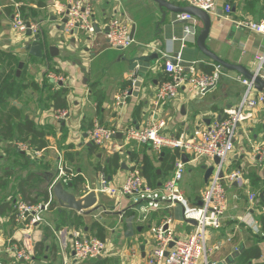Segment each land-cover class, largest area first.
Instances as JSON below:
<instances>
[{
    "label": "crops",
    "instance_id": "0c3cea01",
    "mask_svg": "<svg viewBox=\"0 0 264 264\" xmlns=\"http://www.w3.org/2000/svg\"><path fill=\"white\" fill-rule=\"evenodd\" d=\"M55 1L64 4L68 0H0V51H9L18 58L19 61L16 67L15 64H12V67H15L17 78L24 69L23 81L25 83L34 82L42 87L46 80L49 82L52 91H62L61 96L65 100V107L62 109L68 111V116L64 121L55 120L50 115L52 110L56 109L54 100L49 99L46 95V101H44L46 104L42 105L43 108H38V112L35 113L39 116L30 113L26 106L31 102L28 98V90H34L32 86L26 88L20 97L9 98L7 108L12 105L18 109L22 108L24 119H33L37 125L52 126L54 130V134L46 136V145L41 149L35 148L29 140L24 139L30 143L34 151L39 152V156H36L34 152L30 154L16 152L14 147L12 151L16 155H24L25 158L29 159L27 162L25 158L22 162L17 161L18 166L24 167L26 171L19 178L25 177L30 172L42 174L43 177L46 176V179H48L44 181L47 185L44 189L47 190L49 183L59 179L58 177L62 173H67L64 170L67 168L70 171L67 174L72 173L74 176L79 174L84 178L77 190L79 191V193L77 192L78 197H82L87 191L94 189L101 175H104L96 169V166H103L112 154L102 147L93 146L94 144L87 146L88 141L85 140V134L94 122H98L105 127L119 129L127 125H145L153 109L151 100L156 85L166 76L162 65L163 55L177 53V55H180V59L191 61L193 63L192 68L200 71H202V68L198 66L199 62L211 66L212 61L201 52L196 43L197 36L204 27V23L200 18L195 16L197 23L194 39H187L184 42L178 40L183 36V26L186 22L174 19L176 12L174 7H189L185 0H168L171 3L170 7L167 8L161 7L155 0H95L94 18L97 25L93 42L80 34L72 37L63 36L60 33L58 16L54 9L48 7ZM216 1V13L209 14L212 24L206 45L222 59L232 64H242L251 71L254 67L255 54L264 51V36L237 29L231 22L225 21L223 8L226 4H229L231 6L230 15L234 18L248 16L253 19H261L264 16V0ZM15 3L18 4L22 14L25 13V15L40 23V35L45 42L41 58L30 55L24 50V44L32 40L29 35L19 37L21 35L17 36L11 31L12 11ZM114 17L126 20L133 32L134 42L126 49L111 48L105 41L106 24ZM52 45L57 47L54 56H51L49 52ZM154 52L158 54L157 58H153L148 62L141 60V57ZM20 62H23V66L20 74L17 75ZM46 63L50 64L48 71L63 77L62 82L55 85L47 75L44 74V77H42V71L47 69ZM137 65L138 70L135 69ZM30 67H33V71L36 70V75L29 82L25 77L27 76L26 70ZM148 67L153 70H147ZM141 69H144L145 72L140 74L143 81L140 87L137 88L138 75L135 74V71ZM1 72L2 65L0 63ZM235 72L231 70L224 71L216 86L210 89L204 97L201 96L202 98L200 96L188 97L184 91H181L178 97L165 102L161 109H157V117L164 118L167 122L164 132L170 135H177L182 131L189 133L198 125H206L216 120L225 107L237 104L240 100L241 91L233 88L236 86L232 85L229 80V76L235 74ZM125 88L130 89V95L123 105L116 106L115 98ZM37 102L41 103L40 99ZM2 112L5 115L6 110H0V119L3 116ZM253 116L251 121H246L244 127L241 128L240 137L244 140H240V143L236 144L237 147L231 155V167L243 171L244 178L247 180L246 184L243 187L236 184L230 186L228 189V207L222 225L218 230L210 231V245L218 242L220 246L218 250L210 254V259L215 264H227L232 261L242 263L244 251L253 247L259 249L260 257L251 258L250 262L264 263V165H259L252 158L253 148L264 139V104L257 107V112ZM0 123L2 126L1 120ZM2 130H0L1 137L5 139ZM17 137L16 135L13 138ZM48 138L53 139L55 142L50 141L51 144L49 145ZM17 140L19 139H15L13 143ZM116 143L122 145L123 141L117 140ZM90 147L92 149H89ZM139 147H141L139 150H134ZM126 148L127 145H122L119 151H115L121 157V168L111 177L106 176L108 179L119 183L134 165H138L144 175L145 163H147L146 170L161 168L164 173L170 175L172 160L164 159V154H161L162 150L157 153L147 145ZM47 149L58 153V176L57 174L48 173L51 166L47 164L44 165V169L41 171H28V164L32 161L31 156L33 155L42 160L45 156L44 151ZM66 151L73 153L71 161L65 158ZM187 157L184 175L179 183L186 201L183 205H177L165 212L173 217L174 228L180 236L185 235L189 230L187 224L182 221L183 208L187 205L196 204L207 182L204 181L207 165L200 162V159L193 160L191 157ZM128 161L130 164H128ZM125 170L128 171L125 172ZM157 172L160 173V169ZM8 173L5 174L8 175ZM50 175H54V177L49 181ZM3 178L4 175H0V183L4 182ZM18 183L13 185L12 192L14 194L11 195L13 197L6 199V201H12L9 202L11 206L14 205L16 199L21 198L23 200L18 190ZM29 191L31 197L36 199L38 189L30 188ZM97 195V202L90 213L75 211L83 216L85 224L96 221L103 228L102 236L104 241L108 243L109 248L104 256L96 259V264H144L145 251L148 249L146 243L148 228L150 225L158 223L163 214L152 212L148 215L146 221L141 222L139 220L141 213L133 209V202L122 199L121 205L115 207V199H109L101 194ZM251 195L254 196L252 199H250ZM47 199L39 202L35 201L34 203H45ZM27 201L31 202L30 200ZM53 202H55L54 198L44 209V212L54 210L51 221L55 225L59 222V219L56 218L57 206H51ZM58 207H60L59 204ZM103 207L108 208L109 211L103 212ZM12 212L13 209L10 210V213L0 216V245L6 244L9 238L21 240L24 237V232L19 223L14 220ZM101 215L104 218L98 219ZM112 216L119 218V223H113ZM245 218L246 221H244ZM249 219L255 221V224L249 225ZM74 227L65 224L59 230L67 233ZM77 229L84 230L92 235L95 234L94 228L91 230L80 226ZM27 232L30 233L31 237L37 239V241H34V247L39 241H43L46 245L43 253L39 256H43L42 262L48 264L45 253L51 248L50 239L54 234L48 236L49 231L46 229V225H38L34 230ZM54 244L56 245V243ZM59 246L62 251L60 264H67L69 259L74 262L71 258L69 240L65 241V246L60 243ZM124 247L132 249L129 257H127V251L123 252ZM235 251H238V254H235L234 259H230V255ZM7 256L11 257V255ZM126 258L132 260H126ZM0 260H2L1 257ZM34 260L32 258L31 261L17 262L12 259L15 264H32ZM74 264L77 263L74 262Z\"/></svg>",
    "mask_w": 264,
    "mask_h": 264
},
{
    "label": "built area",
    "instance_id": "2783aa9c",
    "mask_svg": "<svg viewBox=\"0 0 264 264\" xmlns=\"http://www.w3.org/2000/svg\"><path fill=\"white\" fill-rule=\"evenodd\" d=\"M185 1L189 6L201 9L208 14L216 13V0ZM94 2L95 0H68L62 4L55 1L48 7L54 9L59 23L61 19L66 18L63 24V31L66 34L75 37V35L83 33L87 40L93 42L97 25L94 18ZM17 6L14 4L15 9L12 11L11 31L17 36L21 35L19 37L25 35L27 30H30L31 35L41 34L40 23L22 14ZM223 12L225 21L231 22L237 29L264 36V16L261 19H253L248 16L234 18L230 15L231 6L229 4L224 6ZM174 19L186 22L183 26V36L178 40L184 42L187 39H194L196 17L188 12H176ZM104 33L105 41L111 48L126 49L134 42L130 24L121 18L110 19ZM163 56L162 65L166 76L156 85L151 100L153 109L145 125H127L119 129L105 127L94 122L86 132L85 140L110 153L119 151L122 145L130 143H133L134 146L147 145L157 153L164 148L178 150L179 155L173 161L172 171L160 185L152 186L141 174L138 165H134L119 183L101 175L100 190L97 193L105 195L109 199H115V207L121 205L122 199L133 202V209L141 213L139 219L141 222L146 221L152 212L163 214L158 223H154L148 228L146 239L148 249L145 251L144 264H199L200 261L202 264H215L210 259V254L218 250L220 246L218 242L210 245V231L218 230L222 225L228 207L230 186L236 184L243 187L247 181L241 169L231 167V155L235 149L237 129L244 127L246 121H251L257 112V107L264 104V85L261 89L256 86V78L261 79L264 83V51L256 53L254 56V67L250 71L252 77H245L240 72L229 76L230 81L240 83L245 87L237 104L225 107L220 117L213 122L198 125L189 133L182 131L177 135L164 132L167 122L164 118L157 117V109H161L165 102L178 97L181 91L187 92L189 96H204L210 90L209 88L212 89L216 86L224 74V70L223 66L216 62L210 64L212 67L210 72H203L192 68V66L186 70L183 66L173 64L166 58L167 55ZM177 59H180L179 54ZM138 68L137 65L135 69ZM46 75L53 80L55 85L63 81V77L48 71V69H46ZM129 95L130 89H123L116 96L115 105H123ZM50 115L57 121H64L68 116V111L56 108ZM117 140H122L123 144L118 145ZM13 144L16 152L26 154L34 152L36 156H39V152L34 151L27 141L17 140ZM182 154H186L193 160L201 158L210 160L207 167L211 166L212 171L200 194V202L183 208L182 221L187 224L189 230L188 233L180 236L174 228L173 217L165 212L177 205H183L186 201L179 187L186 164L182 159ZM215 158L218 159L217 162ZM252 158L259 165H264V139L253 148ZM70 176L72 173L64 172L58 177L59 179L48 184V199L45 203H31L21 198L16 199L12 214L14 220L22 228L24 237L21 240L7 239L6 244L0 245V254H9L17 262L31 261L34 255V241L37 239L31 237L27 231L34 230L38 225L49 227L58 236L62 246H65V241L69 240L72 260L75 262L98 259L106 254L109 248L106 241L77 228L71 229L67 233L60 230L56 232L44 219V209L54 198L52 189L56 180L67 183ZM253 197L251 195L250 199ZM115 207L113 208L115 209ZM102 211L107 212L109 209L103 207ZM248 224L253 225L255 221L249 219ZM0 264H3L1 260ZM227 264L240 263L232 261Z\"/></svg>",
    "mask_w": 264,
    "mask_h": 264
},
{
    "label": "trees",
    "instance_id": "16d2710c",
    "mask_svg": "<svg viewBox=\"0 0 264 264\" xmlns=\"http://www.w3.org/2000/svg\"><path fill=\"white\" fill-rule=\"evenodd\" d=\"M18 58L9 51H0V63L2 65V72L0 73V110L5 111L6 114L3 115L2 112V118L0 119L2 122V127L4 128L2 130L3 138L5 139H11L14 136H18L17 138L27 139L30 141L33 146L37 149H41L46 145V136L54 134V130L52 126H45V125H37L33 119L27 118L24 119L23 117V110L18 109L16 106H8V100L12 97H20L23 91L32 86L34 90L39 91L40 93L47 92V97L49 99L54 100V105L56 108H63L65 107V100H63L61 93L62 91L59 90H51L50 84L46 80L44 81L42 87H40L37 83L31 82V83H25L24 80V69L22 70V74L16 77L15 74V67L18 63ZM12 64H15V67H12ZM198 66L202 68L203 72H210L212 70L211 66L205 65L203 62H199ZM127 85V83H125ZM97 146V145H93ZM92 146V147H93ZM146 146V145H145ZM90 147L89 149H92ZM148 147V146H147ZM164 152V159H169L171 163L173 164L174 159L179 155L178 150H170V149H162ZM173 151V152H172ZM65 158L67 160L73 159V153L67 152L65 153ZM26 162L29 160L27 157L25 158ZM121 157L118 152L112 153L108 158L106 163L103 166L97 165L96 169L103 173L107 177H111L113 174H115L120 168H121ZM144 177L148 181V183L152 186H157L158 182H163L168 176V173H164L161 168L160 173H158V169L156 168H149L146 170L147 163L144 164ZM172 166V165H171ZM170 168V167H169ZM168 168V169H169ZM67 173H69V169H64ZM71 174V173H70ZM51 176V175H50ZM49 176V177H50ZM42 174L39 173H28L25 177L19 178L18 183V190L23 198V200L27 201L30 200L32 203L37 201L34 197H31L30 188H37L39 183L44 182L48 179H46V176L43 177ZM54 177L51 176L49 179L52 180ZM84 181V178L81 175H72L68 177L67 183L71 182L72 186L78 190ZM67 183H63L64 185H67ZM4 182L0 183V188H2ZM38 195L41 196L44 200L47 199V190L46 188L42 189L41 191H38ZM3 199L0 200V216L4 214L10 213V210L13 209L12 206L9 205V202L11 200L6 201L5 197H2ZM12 202V201H11ZM200 200L196 201V204H198ZM57 206L56 208V218L59 219V222L55 223L54 230L61 229L62 225H72L75 226L74 228H78L80 226L86 227L87 229L94 228L95 230V236L98 237L101 240H104V237L102 236V230L100 224H98L96 221L91 222L90 224H85L83 221V216L80 214H77L72 209L62 208L58 207L57 202H53L52 205ZM7 212V213H6ZM13 213V212H12ZM13 215V214H12ZM46 229L49 231L48 236L53 235V231L46 226ZM46 248V245L43 241H39L35 244L34 247V256L33 259H36L37 256L43 253V250ZM258 258L260 257V251L258 248H251L244 251L243 257H242V263L240 264H264L261 263H251V258ZM75 262V261H74Z\"/></svg>",
    "mask_w": 264,
    "mask_h": 264
},
{
    "label": "rangeland",
    "instance_id": "374dc122",
    "mask_svg": "<svg viewBox=\"0 0 264 264\" xmlns=\"http://www.w3.org/2000/svg\"><path fill=\"white\" fill-rule=\"evenodd\" d=\"M15 5H18V4L15 3ZM15 7H13V10L15 9ZM23 14L25 15V13H23ZM26 16L28 17V15H26ZM29 18H31V17L29 16ZM60 33L63 36H69L64 31H61ZM13 34H15V33H13ZM79 34L85 36L83 33H79ZM49 65L50 64L46 63L47 69H48ZM30 68H27V70H26V75L27 76L25 77V79L27 81H29V82L32 81V79L36 75V70L33 71L32 70L33 67H30ZM44 74L46 75V71L45 70L42 71V77H44ZM231 83H232V85L236 86V87H233L236 90L241 91V93L244 91L245 87H243L240 83H237V82H234V81H231ZM28 93H29L28 98L31 100V102L29 103L28 106H26V108L29 110L30 113L35 114L36 112H38V108H41L42 105L44 106L46 104V103H44V101H46L45 99H46L47 93H45V92L44 93L36 92V91H34L32 89H29ZM186 95L188 97H191V96H189V94L187 92H186ZM192 98L199 99V98H196V97H192ZM39 99H40L41 103L37 102V101H39ZM35 115L39 116L38 114H35ZM0 117H1V113H0ZM39 119H40V117H39ZM1 129H4V128L1 126V123H0V130ZM240 131H241V128H238L237 131H236V137L237 138H236V142H235V147H237L236 144L240 143V140H242V141L244 140V138L240 137ZM15 139H18V138H12L10 140L2 139L1 133H0V175H4V178H3V181H4L3 185L4 186H2V188H0V200L3 199L2 197H5L6 199H9V198L13 197V196H11V195L14 194V192H12L13 185L15 183L19 182V177L23 176L25 174V172H26L24 167L21 168L17 164V161L18 162H22L24 160L25 156L24 155H21V156L16 155L12 151L13 150V145H14L13 141ZM19 140L25 141L22 138H19ZM48 141H49L48 144L50 145L51 144L50 141H52V143H54L56 141V138H55V141L53 139L51 140L50 138H48ZM130 146H132L134 148L133 143H130L129 145H127L126 149H130ZM140 148L141 147H139L138 149L135 148L134 150H139ZM44 154H45V156L42 158V160H40L39 158H36L33 155L31 156L32 161H30V163L28 164V171H32V170L41 171V170L44 169V165L47 164V165L51 166V167H49L48 173H51V174H57L58 173L59 174V172H58L59 163L57 162L58 161V159H57L58 153H56L54 150L47 149V150L44 151ZM124 159L126 160L125 157H124ZM34 160H36V161H34ZM38 160H40V161H38ZM200 162H203V163H205L207 165L208 163H210V160H208V159L205 160L204 158H201ZM128 164H130L129 161H128ZM127 171L128 170H125V172H127ZM6 172H9L8 175L5 174ZM58 174H57V176H58ZM198 179H200V177H198ZM46 186L47 185L45 184V182H42V183H40L38 185L37 189H38V191H41ZM78 193H77V196H78ZM36 199H37L38 202L43 200V198L41 196H39L38 194H36ZM53 216H54V210H52V212H50V211L44 212V218H45L46 222L49 223L54 228V223L51 221V218ZM103 218H104V216L101 215V216H99L98 219H103ZM112 218H113L112 219L113 223H115V224L119 223V221H120L119 218H117L115 216H112ZM55 231L57 232V230H55ZM53 234H54V236L50 239L51 248H50V250L47 253H45L46 259H47L46 261H47L48 264H60L59 261H60V256L62 254V251H61V248L59 246L58 236L55 233H53ZM54 243H56V245ZM107 245H108V243H107ZM122 250H123L124 253H125V251H127V253H128L127 257H129L130 252H131L132 249H130L128 247H124ZM7 255H9V254H5V253H1L0 254V257L2 259L1 260L2 263L3 264H15L12 261V259H13L12 256L10 257V256H7ZM43 258H44L43 256H38L34 260V262L32 264H46V263L42 262ZM71 258H73V256H71ZM127 259L132 260L131 258H126V260ZM49 260H50V262H48ZM95 261H96V259L79 261V262H76V263L77 264H96L97 262H95ZM67 264H74V262H72L69 259ZM199 264H202V262L200 261Z\"/></svg>",
    "mask_w": 264,
    "mask_h": 264
},
{
    "label": "water",
    "instance_id": "95a60500",
    "mask_svg": "<svg viewBox=\"0 0 264 264\" xmlns=\"http://www.w3.org/2000/svg\"><path fill=\"white\" fill-rule=\"evenodd\" d=\"M155 1L161 7H164V8L170 7L171 2L168 0H155ZM174 8H175L176 12H188V13L200 18L203 21L204 27L199 32V34L197 36L196 43H197L199 49L201 50V52L206 57H208L209 60H211L212 62H216V63L221 64L223 66L224 71H228V70L236 71V72L242 73L245 77H248V78L252 77V73L250 72V70L248 68H246L242 64L229 63L228 61H226V60L222 59L221 57H219L218 55H216L213 51H211L207 47L206 40L209 37L211 24H212L211 23V17L207 12H205L201 9H198L196 7H193V6H189L187 8H177V7H174ZM168 9H171V8H168ZM65 21H66V18H63L60 20L59 30L63 31V24ZM74 32H76V30H74ZM25 35H29L32 40L27 41L24 44V50L30 55L41 58L43 56V49H44V45H45V42H44L43 38L41 37V35L36 33L35 35L31 36L30 30H27ZM131 35L133 36L132 30H131ZM49 52H50L51 56L56 55L57 47L52 45L49 48ZM157 57H158V54L154 52L148 56L141 57V60L148 62V61L152 60L153 58H157ZM166 58L168 60H170L173 64H178L180 66H183L186 70H188L189 67L192 66V64H193L191 61H186L183 59L178 60L177 59V53H174L172 55H167ZM22 66H23V62H20L18 69H17V75L20 74ZM151 69L152 68H150V67L147 68V70H149V71H151ZM144 72H145L144 69H141L140 71L136 72V74L138 75V83H137L138 87L137 88L140 87V85L143 81L142 76H140V74H143ZM263 85H264L263 81L259 78H256V86L258 87V89H261ZM209 89H211V88H209ZM135 92H137V91H135ZM263 126H264V123H263ZM92 144H93L92 142H87V146H91ZM161 154L163 155L164 152H162ZM182 159L184 162H186L188 160L186 154H182ZM215 161L217 162L218 159L215 158ZM211 171H212L211 166L206 168L205 174H204V181L205 182L207 181V178L210 175ZM160 184L161 183H158V185H160ZM99 190H100V184L97 181L94 189L87 191V193L84 194L82 197H78L77 192H79V191H77L72 186L71 182L67 183V185H64L61 181H58L54 185V187L52 189V193H53V197H54L55 201L59 204L60 207L72 209V210L77 211L79 213H90L93 210V208L95 207V203L97 202V196H98L97 192ZM191 222L195 223L194 221H191ZM235 254H238V251H235L234 253H232L230 255V259H234L236 257Z\"/></svg>",
    "mask_w": 264,
    "mask_h": 264
}]
</instances>
